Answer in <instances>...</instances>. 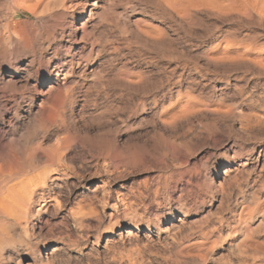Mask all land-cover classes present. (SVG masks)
Segmentation results:
<instances>
[{
  "label": "clouds",
  "instance_id": "clouds-1",
  "mask_svg": "<svg viewBox=\"0 0 264 264\" xmlns=\"http://www.w3.org/2000/svg\"><path fill=\"white\" fill-rule=\"evenodd\" d=\"M0 264H264V0H0Z\"/></svg>",
  "mask_w": 264,
  "mask_h": 264
}]
</instances>
